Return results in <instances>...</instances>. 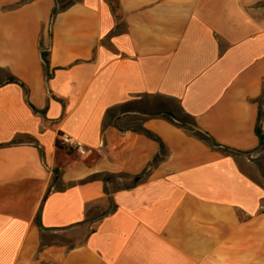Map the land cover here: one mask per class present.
I'll return each mask as SVG.
<instances>
[{
	"label": "crops",
	"instance_id": "1",
	"mask_svg": "<svg viewBox=\"0 0 264 264\" xmlns=\"http://www.w3.org/2000/svg\"><path fill=\"white\" fill-rule=\"evenodd\" d=\"M261 138L264 0H0V264H264Z\"/></svg>",
	"mask_w": 264,
	"mask_h": 264
},
{
	"label": "trees",
	"instance_id": "2",
	"mask_svg": "<svg viewBox=\"0 0 264 264\" xmlns=\"http://www.w3.org/2000/svg\"><path fill=\"white\" fill-rule=\"evenodd\" d=\"M43 59L45 62V65L48 67L49 65V60H48V53L47 52H43ZM49 76V75H48ZM8 82H17V79L13 78V77H9L8 78ZM148 117L153 118V117H158V116H163L167 119H169L170 121L174 122L175 124H177L179 127L189 131L193 136L197 137L198 139L204 141L205 143H207L208 145L212 146V147H219L225 151H229V152H233V153H237V154H244L242 152L239 151H235L233 149L221 146L219 144L216 143V141L205 131L201 130L196 123L194 122L193 119L190 118V121L187 122L185 120H182L178 117H175L173 114L171 113H167V112H154V113H148L147 114ZM135 131L144 133L145 135L151 137V138H155V136H153L149 131L138 127V128H134ZM58 145L61 146V144L58 142ZM162 147V151H164V146L161 145ZM260 151H264V141L263 138H261V146L259 148ZM247 155H249L250 153H245ZM161 155H163L162 153L160 155H157L155 157V159L153 160V164L158 162V160L161 158ZM264 176V173H262Z\"/></svg>",
	"mask_w": 264,
	"mask_h": 264
},
{
	"label": "rangeland",
	"instance_id": "3",
	"mask_svg": "<svg viewBox=\"0 0 264 264\" xmlns=\"http://www.w3.org/2000/svg\"><path fill=\"white\" fill-rule=\"evenodd\" d=\"M144 100L147 103V106H146L147 108L145 109L147 113L160 112L161 110H164L165 112H167L166 110L168 108L177 109L175 104H171L170 102H167L166 100L161 99L159 97H146ZM177 117L187 122L190 121L189 117L184 116L181 113H178ZM134 125H137V124H134ZM255 163L259 170L260 179L261 181L264 182V176L262 174L264 173V154H261L255 160ZM49 239L53 241H58V242L65 240V242H67L70 246H72L73 244L77 242V239L75 237H72L70 232L68 234L53 235V236H50Z\"/></svg>",
	"mask_w": 264,
	"mask_h": 264
},
{
	"label": "built area",
	"instance_id": "4",
	"mask_svg": "<svg viewBox=\"0 0 264 264\" xmlns=\"http://www.w3.org/2000/svg\"><path fill=\"white\" fill-rule=\"evenodd\" d=\"M59 141L61 145L75 150L82 156L87 154V150L85 149V147L79 142L72 141V139L68 135L60 136Z\"/></svg>",
	"mask_w": 264,
	"mask_h": 264
}]
</instances>
